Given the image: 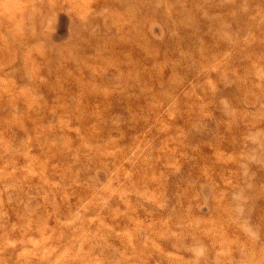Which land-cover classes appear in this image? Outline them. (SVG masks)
<instances>
[{
  "label": "rangeland",
  "instance_id": "obj_1",
  "mask_svg": "<svg viewBox=\"0 0 264 264\" xmlns=\"http://www.w3.org/2000/svg\"><path fill=\"white\" fill-rule=\"evenodd\" d=\"M0 264H264V0H0Z\"/></svg>",
  "mask_w": 264,
  "mask_h": 264
}]
</instances>
